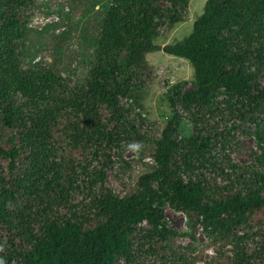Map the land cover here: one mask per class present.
<instances>
[{"label": "trees", "instance_id": "trees-1", "mask_svg": "<svg viewBox=\"0 0 264 264\" xmlns=\"http://www.w3.org/2000/svg\"><path fill=\"white\" fill-rule=\"evenodd\" d=\"M33 1L0 0V264H164L181 248L163 225L166 202L193 229L258 237L242 262L264 264V174L227 153L246 125L264 146V0H207L192 33L162 49L156 40L185 20L191 0H110L94 15L82 77L63 76L60 59L27 66L13 48L28 36L19 12ZM159 50L190 63L194 89L156 131L120 100L155 86L147 55ZM219 90L234 101L219 107ZM22 92L45 102L18 106ZM136 141L155 167L126 182L115 150Z\"/></svg>", "mask_w": 264, "mask_h": 264}, {"label": "rangeland", "instance_id": "rangeland-1", "mask_svg": "<svg viewBox=\"0 0 264 264\" xmlns=\"http://www.w3.org/2000/svg\"><path fill=\"white\" fill-rule=\"evenodd\" d=\"M109 1L34 0L33 8L23 7L19 12V22L29 29L28 36L14 40L12 46L17 52H22L27 66H50L60 59L65 71L62 72L63 76L82 77L87 72L86 60L91 54L96 35L94 15ZM206 2L191 0L185 20L176 24L167 37L156 40V45L162 49L187 38L193 31L196 18L203 13ZM166 5L162 1L157 3L159 7ZM147 61L158 75L157 83L142 100L124 95L120 102L130 114H142L152 128L161 131L173 110L182 113L181 98L194 89V70L185 59L170 56L162 50L148 54ZM212 100L221 108L227 102L234 101L223 90L216 92ZM14 102L18 106L32 102L40 106L45 101L22 92L14 96ZM180 131L182 137L190 136L192 124L183 121ZM227 145V153L238 166L264 174V146L257 140L254 126L239 128L232 133ZM145 154L142 141L119 144L115 150V162L119 166L121 179L135 182L140 175L154 169V161ZM83 180L85 178L80 177L78 181ZM71 199L74 204L81 199L77 189L72 191ZM159 206L164 213L163 225L177 234L176 239L181 246L179 253L164 264H243L242 248L249 251L258 240V237L254 238L246 232L239 234L244 238L240 241L203 226L193 229L188 217L174 210L168 202Z\"/></svg>", "mask_w": 264, "mask_h": 264}]
</instances>
